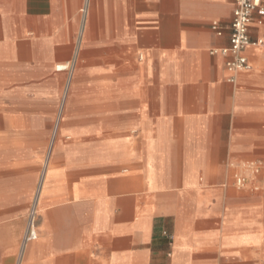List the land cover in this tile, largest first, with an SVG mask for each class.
Wrapping results in <instances>:
<instances>
[{"label": "crops", "instance_id": "1", "mask_svg": "<svg viewBox=\"0 0 264 264\" xmlns=\"http://www.w3.org/2000/svg\"><path fill=\"white\" fill-rule=\"evenodd\" d=\"M233 9L0 0V264H264V195L220 183L264 162V16L248 26L262 41L243 52L249 71L211 54L228 47ZM71 63V134L42 169L28 129L42 131ZM35 184L37 239L24 244Z\"/></svg>", "mask_w": 264, "mask_h": 264}, {"label": "rangeland", "instance_id": "2", "mask_svg": "<svg viewBox=\"0 0 264 264\" xmlns=\"http://www.w3.org/2000/svg\"><path fill=\"white\" fill-rule=\"evenodd\" d=\"M31 65L34 66V64ZM77 67L78 64H69L66 72L62 73L61 77L58 78L60 93L46 96L43 113L42 111H38L35 106L31 105L27 110L30 119L36 120V117L41 113L44 116L42 131H38L36 127L30 124L27 134L30 150L36 151L37 140L40 138L43 139L44 156L42 169L46 168L55 144H57V142L65 144V142H67L66 138L71 134L72 127L65 123V120L70 116L69 112L66 110V105L69 100V88L73 85L75 78L78 77ZM78 82H80L79 78ZM29 98L31 101V98H35V95L30 92ZM13 152L14 155H16L15 150ZM233 168L231 174L221 176V184L234 188L238 193L244 195H264V162L246 161L237 166L234 165ZM36 198L37 186L35 184L27 214L25 234L32 214L34 215L35 224L37 226Z\"/></svg>", "mask_w": 264, "mask_h": 264}, {"label": "built area", "instance_id": "3", "mask_svg": "<svg viewBox=\"0 0 264 264\" xmlns=\"http://www.w3.org/2000/svg\"><path fill=\"white\" fill-rule=\"evenodd\" d=\"M263 2L264 0H234V9L229 24L228 47L219 52H211V54L221 53L223 56L227 57L225 68L232 76L250 70L247 58L243 54L245 49L250 46L262 45L261 40L252 41L250 39L248 26L253 14H257L260 18L264 16ZM211 29L217 36L220 37L223 35V32L217 23H212ZM229 81L232 83L233 79H230ZM35 228V219L32 214L28 223L27 232L24 236V244L37 239Z\"/></svg>", "mask_w": 264, "mask_h": 264}, {"label": "bare ground", "instance_id": "4", "mask_svg": "<svg viewBox=\"0 0 264 264\" xmlns=\"http://www.w3.org/2000/svg\"><path fill=\"white\" fill-rule=\"evenodd\" d=\"M58 70H65L67 68L66 65H58L56 66ZM36 231V230H35Z\"/></svg>", "mask_w": 264, "mask_h": 264}]
</instances>
